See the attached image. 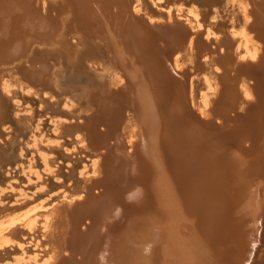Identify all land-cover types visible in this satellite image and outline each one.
<instances>
[{
    "label": "bare ground",
    "instance_id": "bare-ground-1",
    "mask_svg": "<svg viewBox=\"0 0 264 264\" xmlns=\"http://www.w3.org/2000/svg\"><path fill=\"white\" fill-rule=\"evenodd\" d=\"M224 4L227 29L215 15L201 31L194 4L186 22L176 18L181 9L163 12L146 0H0V125L12 124L14 136L27 131L8 112L13 86L42 93L50 112L80 118L55 121L57 134L94 155L93 173L80 171L58 193L44 264H245L257 244L254 264H264V0ZM16 26L48 48L23 58L25 32ZM17 143H0V172L15 160ZM44 202L26 206L31 214L9 212L0 230L38 224L39 209L50 208Z\"/></svg>",
    "mask_w": 264,
    "mask_h": 264
},
{
    "label": "rangeland",
    "instance_id": "rangeland-1",
    "mask_svg": "<svg viewBox=\"0 0 264 264\" xmlns=\"http://www.w3.org/2000/svg\"><path fill=\"white\" fill-rule=\"evenodd\" d=\"M153 1V2H152ZM159 1V2H158ZM163 1V2H162ZM195 0H193V2H192V0H151L150 2L148 1V0H146V2H148L149 3V5L153 8H155L156 7V9L157 10H159V9H161L162 7H163V9L162 10H160V11H163V12H167V10L170 8V9H172L173 10V8H176V10H177V8H179V9H181V10H179L178 11V13H180V14H178V17L176 16V18H180V19H184L186 22H187V18L189 19L190 17L192 18V15L189 13V15H188V9L190 8L191 9V7H192V5L194 4V5H197V6H199L197 3H199V2H202L201 4H200V6L202 5H207V3H205L207 0H201V1H198L197 2V0H196V3L194 2ZM204 1V2H203ZM220 1V2H219ZM158 2V3H157ZM186 4H184V3ZM192 2V3H191ZM208 2V1H207ZM214 2H216V3H214ZM219 2V4H221L222 6L219 8V4L217 5V3ZM224 2H225V0H215V1H213V2H208V4L209 3H214L215 4V6H218V8L221 10V8H222V10L221 11H219V9H217V13L214 11V9H215V6L213 5V4H209V6L207 5V6H203V7H209V8H207L206 9V11H203L201 8H202V6L200 7H198V9H196L197 11H196V13H197V15H198V18L200 19V22H201V26H200V28L199 29H201V31H204V30H207L208 28V26L209 25H207V24H209V22L210 21H212V22H214V21H216L217 20V22H218V19L217 18H219L220 20L223 18V20L225 21V22H227V23H224V21H220L219 20V25L217 26V27H226V26H228V24H229V19H228V11H229V9L227 10L226 9V5L224 4ZM180 3V4H179ZM153 4V5H152ZM164 4V5H163ZM191 5L190 7H189V5ZM158 5V6H157ZM178 5H181V6H178ZM171 6H175V7H171ZM177 6V7H176ZM210 7H213V10L211 9L210 10ZM184 8V10L182 11V9ZM217 8V7H216ZM187 9V10H186ZM200 9V10H199ZM203 9H205V8H203ZM175 10V9H174ZM174 11L175 13H177V11ZM208 10V11H207ZM198 11H200V12H202V13H200V12H198ZM219 11V12H218ZM170 12H171V10H170ZM173 12V11H172ZM171 12V13H172ZM172 13V15L174 16L175 15V13ZM183 12V13H182ZM224 12V13H223ZM227 12V13H226ZM219 13H221V14H219ZM184 15V16H183ZM203 16V17H201V16ZM205 15V16H204ZM215 15H217V17L214 19V17H215ZM225 16V17H220V16ZM228 15V16H227ZM206 16H209L208 18H205ZM210 16H211V18H210ZM183 17V18H182ZM186 18V19H185ZM203 18H204V20H203ZM210 18V19H209ZM207 19V20H206ZM184 21V22H185ZM221 22V23H220ZM190 24H193V25H195L194 24V21H191L190 22ZM206 24V25H205ZM221 24H223V25H221ZM221 27V28H222ZM19 28V29H18ZM17 28V26H16V29L17 30H19V31H17L16 29H15V27L13 28L14 30H15V33H23V31H24V29L22 30L21 29V27L19 26ZM196 28V26L194 27V29ZM206 28V29H205ZM214 28V27H213ZM229 28V27H228ZM11 30V31H13L14 32V30ZM219 28H214L213 29V31L214 32H216V33H218V30ZM226 29H227V27H226ZM21 30V31H20ZM218 30V31H217ZM17 31V32H16ZM25 32V31H24ZM23 34H24V37H23ZM23 34H20L22 37V39H24V49H26V47L28 46V48L26 49V50H28L27 52H25L26 50H23V58H25L26 56L28 57V56H31L32 54H35V53H37V52H39L40 50H43V49H45V48H48V46L47 45H45V43L44 42H40V40L41 39H39V38H37V37H35V36H32L31 35V37H30V34H28L27 32H25V33H23ZM29 35L28 37H26L27 35ZM26 35V36H25ZM205 36V35H204ZM215 36V34H211L210 33V38L211 37H214ZM28 38H30V40L28 39ZM34 38V42H32L31 40ZM37 40H36V39ZM26 39V40H25ZM31 41V42H30ZM42 43V44H38V43ZM44 43V44H43ZM29 44V45H28ZM30 46V47H29ZM39 50V51H38ZM14 54V53H13ZM11 55V54H10ZM25 56V57H24ZM11 58H13L14 56H10ZM21 57V58H22ZM3 58H1L0 57V63L2 62L1 60H2ZM21 60H24V59H21ZM3 61H4V59H3ZM183 66L185 67V64H183ZM71 77V76H70ZM73 80L74 79H78V78H72ZM14 87V90H17V92H16V94H18V95H16V94H14L15 96H16V98H15V96L13 95V97H11V99H9L7 102H6V104H7V106H8V108L10 107V109H8V112L13 116V117H15V118H23L25 121H26V124L28 123V126H27V128H26V133H19V134H17L16 136H14V134L11 132V130H12V128H13V125L12 124H10L9 122L7 123V127H6V129H5V127H4V125H6V124H1L0 126V132H2L1 133V135H0V143L2 142V143H4L5 141H6V139H12V138H14L15 137V140H17V141H19V143H17V148H16V150H15V155H16V157H15V160H13V161H11V162H9V163H6L5 164V166H3L2 168H1V172H0V219L2 218V216H3V214H6V215H4V218H2V220H0L1 222H3V221H6V216H7V218H10L12 215H11V213H9V212H12V214H13V217L15 216V215H19L20 213H21V210L24 208V210H22V211H25V213H32L31 211H29V210H27V207H28V209H29V207L31 208V207H33V205L35 206V203L36 204H38V203H40V201H42V202H44L45 201V199L46 200H48V202L47 201H45L44 202V204H46L47 205V203L48 204H50V208L49 209H47V211H46V209H39V215H37V216H35V219L36 220H38V221H41V222H37L38 224H36V225H34L35 226V228H34V226H33V224L34 223H36V222H34V221H32V219H30V225H32V226H30L29 227V223H28V219H26V220H22L23 221V223L21 224V223H19V222H15L17 225H15V223L14 224H11V225H9V227H12L11 229L8 227H6L5 228V236L3 237V236H0V264H2V262L3 261H5V263L3 262V264H40V261H42V264H44V263H47L48 262V260H49V257H50V255H51V253H52V251H51V253L49 252L50 251V247H51V250H52V245H50L52 242L50 241V232L49 231H51L50 229H51V227H50V224H51V221H52V218H53V216H54V214H53V216H51L52 215V213H50V211L51 212H53L54 211V208H56L57 206H59L60 205V199L62 198V197H60V195H58V193H62L63 194V192H66V190L67 191H69V188L68 187H71L72 185H73V183H74V181L73 180H79L81 177H83L82 175H84V172H85V177H87V176H89V175H91L90 173H87L88 171L90 172V170H91V173H93L92 172V168L89 170V167H90V165H91V162H89L90 160V158H91V156L93 157V159H94V155L93 154H91V156L89 155V151H88V149H85V152H84V154H83V151L84 150H82V148H80L79 146H78V148L76 149V147H77V145L78 144H76L75 142V144H72L73 142H72V140H75V138H74V136H71V135H65L66 137H67V139H66V137L64 136V135H62L60 132H59V134L62 136V138H61V136L59 135V134H57L58 133V129L56 130L55 128H56V122L55 121H59V120H61V119H63L62 121H64V122H72L73 120L75 121V120H80V118H77V117H74V116H72V117H69V116H65V115H56V114H54V113H52V112H50L48 109H46L45 107H44V101H40V99H39V97L41 98V99H45L46 98V95L45 94H32V93H28V92H26L24 89H21V88H19V87H15V86H13ZM12 88V87H11ZM13 89V88H12ZM18 89H20V91L18 90ZM19 91V92H18ZM24 92V93H23ZM21 93V94H20ZM26 93V94H25ZM5 94H8V93H5ZM20 94V95H19ZM31 94V96H29ZM23 96V98H22V96ZM27 95V96H26ZM32 95H34V96H32ZM19 96V97H18ZM39 96V97H38ZM25 97L27 98V99H25ZM54 97H52V96H50L48 99L49 100H51V99H53ZM14 99V100H13ZM29 99V100H28ZM32 99V100H31ZM37 99H39V100H37ZM13 101V102H11V101ZM18 100V101H17ZM26 100V101H25ZM20 101V102H19ZM28 101V102H27ZM43 103V105L40 103ZM27 104H26V103ZM32 103V105L33 106H30L31 105V103ZM37 102V103H36ZM9 103V104H8ZM16 104L18 105V107L16 106ZM37 104V105H36ZM10 105V106H9ZM20 105V106H19ZM28 105V106H27ZM41 105V106H40ZM39 106V107H38ZM62 105H60V107H61ZM31 107V109H29ZM33 107V108H32ZM45 108V109H42V108ZM62 107H64V109L66 110H68L69 108H66L65 106H62ZM61 107V109H63ZM18 108V109H17ZM21 108V109H20ZM39 108V109H38ZM41 109V110H40ZM63 109V110H64ZM15 110V111H14ZM17 110V111H16ZM25 110V111H24ZM28 110V111H27ZM46 110H48V111H46ZM66 110V111H67ZM19 111V112H18ZM30 111V112H29ZM34 111V112H33ZM44 111V112H43ZM15 112V113H14ZM27 112H29V113H27ZM43 112V113H42ZM31 113V114H30ZM37 113H42V114H37ZM47 113H49V114H47ZM33 114H35V117H34V115ZM45 114V115H44ZM55 115V116H52V115ZM15 115V116H14ZM25 115V116H24ZM30 117H29V116ZM39 115V116H38ZM51 115V116H50ZM28 116V117H27ZM25 117H26V119H25ZM48 117V118H47ZM50 117V118H49ZM55 117V118H54ZM27 118L30 120V118H33V119H31L29 122L27 121ZM35 118V119H34ZM36 118H37V120H36ZM73 118V119H72ZM77 118V119H76ZM53 119V120H52ZM57 119V120H56ZM34 120V121H33ZM40 120H42V121H40ZM72 120V121H71ZM40 121V122H39ZM45 121V122H44ZM53 121V122H52ZM38 122V125L36 124ZM34 123V124H33ZM9 125H11V126H9ZM40 125V126H39ZM52 125V126H51ZM53 125H55V126H53ZM2 126L4 127V129H2ZM35 126H37V128L39 127L40 129H41V131H40V129L38 128H36ZM43 126V127H42ZM8 127H10L11 128V130H10V128H8ZM52 127V128H51ZM54 128V129H53ZM7 129H9V130H7ZM51 129H52V131H51ZM42 130H44V131H42ZM55 133H54V132ZM8 132V133H7ZM35 132V133H34ZM42 132V133H41ZM30 133V134H29ZM35 136V138H34V136L32 135V134ZM37 133V134H36ZM38 133L40 134V135H38ZM55 134V135H54ZM57 134V135H56ZM9 135V137H7ZM37 135V136H36ZM6 136V137H5ZM29 136V137H28ZM32 136V137H31ZM39 136V137H38ZM41 136V137H40ZM43 136V137H42ZM45 136V137H44ZM49 136H51V137H53V138H49ZM41 140H38V138ZM57 137V138H56ZM70 137V138H69ZM3 139V140H2ZM21 139H22V141H21ZM31 139V140H30ZM53 139H55L54 141H53ZM30 140V141H29ZM38 140V141H37ZM60 140V141H59ZM65 140V141H64ZM23 141H25V144H27L28 142H29V144H27V145H29V146H26L25 144H24V142ZM51 141V142H50ZM63 141V142H62ZM67 141V142H66ZM30 142H31V145H30ZM35 142L36 143H38V144H35ZM42 142V143H41ZM48 142V143H47ZM59 142H61V143H59ZM63 143V144H62ZM66 143V144H65ZM33 144V145H32ZM59 144V145H58ZM62 144V145H61ZM39 145L41 146V147H39ZM73 145H75L74 146V149L72 148L73 147ZM26 146V147H25ZM51 146H54V147H52L51 148ZM63 146H64V148H63ZM22 147V148H21ZM49 149H47V148ZM58 147H60V148H58ZM66 147V148H65ZM21 149V150H20ZM38 149V150H37ZM46 150V151H44V150ZM50 149H51V151H55V152H51L50 151ZM53 149V150H52ZM65 149H67V150H65ZM32 150H33V152H32ZM76 150H78V151H76ZM87 150V151H86ZM21 151H22V153H21ZM43 152V153H42ZM47 153V154H45V153ZM78 152V153H77ZM82 152V153H81ZM87 152V153H86ZM50 153V154H49ZM74 153V154H73ZM76 153V154H75ZM41 154V155H40ZM58 154V155H57ZM64 156H63V155ZM88 154V155H87ZM20 155V156H19ZM23 155V156H22ZM31 155H33V156H31ZM50 157H49V156ZM56 155V157L57 158H55L54 156ZM67 155V156H66ZM82 155V156H81ZM87 155V156H86ZM40 156V157H39ZM47 156V157H46ZM34 157V158H33ZM43 157V158H42ZM83 157V158H82ZM31 158V159H30ZM47 158H49L48 160H50L51 159V162L49 161V164H48V160H47ZM88 158V159H87ZM28 159V160H27ZM42 159V160H41ZM46 159V160H45ZM83 159H84V162H83ZM87 159V160H86ZM92 159V158H91ZM92 159V160H93ZM31 160H32V163H31ZM81 160V161H80ZM91 160V161H92ZM45 161V162H44ZM44 162V163H43ZM83 162V163H82ZM86 162V163H85ZM45 163H47V164H45ZM51 163V164H50ZM88 163H90V165H88ZM85 166H83V165ZM15 165H18V166H15ZM28 165H30L31 166V168L28 166ZM86 165H87V167H86ZM9 166V167H8ZM32 166H34L35 167V169L34 168H32ZM51 166H54V167H52V169H53V172H51ZM89 166V167H88ZM44 167H45V169H44ZM47 167V168H46ZM92 167V166H91ZM86 168V170H84ZM20 169V170H19ZM23 169V170H22ZM25 169V170H24ZM44 169V170H43ZM47 169H49V171L47 170ZM27 170H29V171H27ZM39 170H40V172H39ZM46 170V171H45ZM88 170V171H87ZM27 171V173H25ZM32 171L34 172V173H32ZM36 171V172H35ZM79 171V172H78ZM83 173V174H81V172ZM56 172V173H55ZM71 172H72V174H71ZM75 172V173H74ZM6 173V174H5ZM29 173V174H28ZM36 173V174H35ZM41 173V174H40ZM27 174V175H26ZM79 174H81L80 176H79ZM89 174V175H88ZM93 175V174H92ZM28 176V177H27ZM29 176H30V178H29ZM75 176V177H74ZM77 176V177H76ZM38 177V178H37ZM26 179H28V180H26ZM76 180V181H77ZM38 183H39V185H38ZM42 185H41V184ZM45 183V184H44ZM65 184H66V186H65ZM72 184V185H71ZM13 186V187H12ZM19 187V188H18ZM26 188H27V190H26ZM64 191H63V190ZM13 190V191H12ZM20 190H22V191H24V193L25 194H23V195H20V196H16V195H19L20 193ZM61 190V191H60ZM18 191V192H17ZM60 191V192H59ZM28 192V193H27ZM17 193H19V194H17ZM50 193V194H49ZM28 194V195H27ZM49 194V195H48ZM25 196V197H24ZM59 196V197H58ZM46 197V198H45ZM18 199V202H17V200L16 199ZM44 198V199H43ZM53 199V200H52ZM40 200V201H39ZM51 200V201H50ZM55 200H57V201H55ZM62 200V199H61ZM14 201V202H13ZM59 201V202H58ZM54 202V203H53ZM62 202V201H61ZM34 203V204H33ZM53 203V204H52ZM52 204V205H51ZM18 205H21V208H18V209H15V207L16 206H18ZM53 205H55L54 206V208H52L53 207ZM11 207V206H13V208L14 209H12V207H11V209L10 208H7V207ZM23 206V207H22ZM27 206V207H26ZM25 207H26V209H25ZM8 210V211H6V213H5V210ZM21 209V210H20ZM12 210V211H11ZM14 210V211H13ZM18 212H20V213H17V211ZM20 210V211H19ZM48 210H49V213H48ZM3 211V212H2ZM27 211V212H26ZM2 212V213H1ZM14 212V213H13ZM50 215H48V216H46L47 215V213ZM7 213H9V215H7ZM17 213V214H16ZM24 212H22L21 213V215L23 214ZM24 213V214H25ZM46 213V214H45ZM54 213V212H53ZM45 215V216H44ZM9 216V217H8ZM19 217H21V216H19ZM44 217H51V219H47L46 220V218H44ZM5 219V220H4ZM34 219V220H35ZM35 220V221H36ZM51 220V221H50ZM27 221V222H26ZM46 221H48L47 223H49V224H46ZM0 222V226H2V227H0V229H2V228H4V223L2 224ZM33 222V223H32ZM45 222V223H44ZM24 224V225H23ZM27 224V225H26ZM15 225V226H14ZM41 225H43V226H40ZM47 225H49V227L50 228H48V226ZM7 226V225H6ZM25 226V227H24ZM27 226V227H26ZM38 226V227H37ZM29 227V228H28ZM42 227H43V229H42ZM28 228V229H27ZM33 228V229H32ZM37 228H38V230H39V234L37 233L38 231H37ZM45 228V229H44ZM9 229V230H8ZM49 229V230H48ZM6 230H8V233L6 232ZM29 230V231H28ZM43 230V231H42ZM45 230H46V232H45ZM48 230V231H47ZM2 230H0V232H1ZM4 231H2V232H4ZM26 231H28V232H26ZM33 231V232H32ZM35 231V232H34ZM42 231V232H41ZM31 232V233H30ZM28 233V234H27ZM30 233V234H29ZM35 233V234H34ZM41 233H47V234H49V235H43V234H41ZM31 234H34V236L35 235H37V236H32ZM7 235V236H6ZM41 235V237H39ZM28 236V237H27ZM32 236V237H31ZM6 237V238H5ZM8 237V238H7ZM31 238V239H30ZM38 238V239H37ZM40 238H41V241H40ZM10 241V244H9V241ZM25 239H26V241H25ZM29 239L32 241V242H35L34 240H32V239H35L36 241L38 240V242H36V243H39V244H36V246H38V248H36V246L35 245H31L32 244V242H30L27 246L24 244L23 246H19V245H17V243L18 242H27V241H29ZM17 240H18V242H17ZM24 240V241H23ZM50 241V242H49ZM2 242V243H1ZM3 242H5L4 244H3ZM6 242H7V244H6ZM41 242V243H40ZM257 242V241H256ZM40 244H41V246H40ZM19 246V247H18ZM31 246V247H30ZM33 246H35V248L33 247ZM25 248V250L24 251H26L25 252V254L23 253V251H21L22 250V248ZM30 247V249H28ZM33 247V248H32ZM255 247H256V249H255V254L253 255V261L252 260H250L249 262H247V263H249V264H254V262H255V259H256V257H257V255H258V253H259V250H258V244L257 245H255ZM39 248H41V249H39ZM19 249H21V250H19ZM35 250V251H33V250ZM37 249H38V251H37ZM29 250H32V251H30L29 252ZM19 251L20 252H22V254L21 253H19ZM40 251V252H39ZM28 252V253H27ZM36 254H39V255H35V253ZM38 252V253H37ZM29 254L30 256H27V259L28 260H26V255L27 254ZM31 253H33V254H31ZM16 254H18V255H21V256H23V258H24V260H23V258L21 257V256H16ZM46 255H48V256H46ZM33 256V257H32ZM36 256V257H35ZM37 256L39 257V259L37 258ZM43 257V258H42ZM46 257V258H45ZM48 257V258H47ZM15 258V259H14ZM20 258H22V259H20V261H19V259ZM30 258V259H29ZM32 258H33V260H32ZM46 260H45V259ZM41 259H43V260H41ZM6 260L8 261V262H6ZM9 260H10V262H9ZM13 260V261H12ZM23 260V261H22ZM38 260V261H37ZM34 261V262H33ZM29 262V263H28ZM31 262V263H30ZM246 264V263H245Z\"/></svg>",
    "mask_w": 264,
    "mask_h": 264
},
{
    "label": "water",
    "instance_id": "water-1",
    "mask_svg": "<svg viewBox=\"0 0 264 264\" xmlns=\"http://www.w3.org/2000/svg\"><path fill=\"white\" fill-rule=\"evenodd\" d=\"M246 264H249V263H246Z\"/></svg>",
    "mask_w": 264,
    "mask_h": 264
}]
</instances>
